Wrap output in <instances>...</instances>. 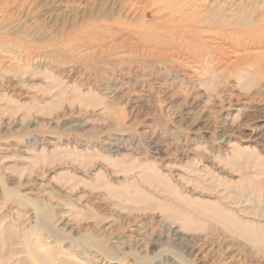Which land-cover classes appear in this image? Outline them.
<instances>
[{
	"label": "rangeland",
	"instance_id": "rangeland-1",
	"mask_svg": "<svg viewBox=\"0 0 264 264\" xmlns=\"http://www.w3.org/2000/svg\"><path fill=\"white\" fill-rule=\"evenodd\" d=\"M0 264H264V0H0Z\"/></svg>",
	"mask_w": 264,
	"mask_h": 264
},
{
	"label": "bare ground",
	"instance_id": "bare-ground-1",
	"mask_svg": "<svg viewBox=\"0 0 264 264\" xmlns=\"http://www.w3.org/2000/svg\"><path fill=\"white\" fill-rule=\"evenodd\" d=\"M58 2H59V1H58ZM134 5H135V4H132V6H134ZM226 47H227V46H226ZM240 47L243 48L244 46H240ZM228 48H229V47H228ZM237 49H238V48H237ZM244 49H245V47H244L243 49H241V50L243 51ZM239 50H240V49H239ZM241 50H240V51H241ZM230 51H231V50H230ZM236 51H237V50H236ZM244 51H245V50H244ZM244 51H243V52H244ZM228 52H229V51H228ZM232 52L235 53L234 50H232ZM245 53H251V52L248 51V52H245ZM245 53H244V54H245ZM191 54H192V53H191ZM195 54H196V53H193V55H195ZM232 55H233V54H232ZM235 55H238V52L235 53ZM189 56H190V55H189ZM200 56H201V55H200ZM202 56H203V55H202ZM193 57H194V56H193ZM198 57H199V56H198ZM216 57H217V56H216ZM191 58H192V57H191ZM199 58H200V57H199ZM192 59H193V58H192ZM188 60H189V58H188ZM205 61H206V60H205ZM199 66H200V65H199ZM206 66H207V65H206ZM200 68H201V67H200ZM111 94H112V93H111ZM182 144H183V143H182Z\"/></svg>",
	"mask_w": 264,
	"mask_h": 264
}]
</instances>
